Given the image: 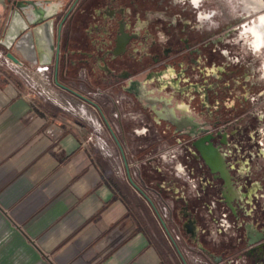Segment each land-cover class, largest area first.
Listing matches in <instances>:
<instances>
[{
    "label": "flooded vegetation",
    "instance_id": "1",
    "mask_svg": "<svg viewBox=\"0 0 264 264\" xmlns=\"http://www.w3.org/2000/svg\"><path fill=\"white\" fill-rule=\"evenodd\" d=\"M213 1L86 0L64 22L58 71L113 92L123 76L146 79L143 104L128 101L162 140H182L181 173L145 165L185 240L201 264H264V0ZM235 6L240 20L228 19ZM169 119L208 131L191 139Z\"/></svg>",
    "mask_w": 264,
    "mask_h": 264
},
{
    "label": "crops",
    "instance_id": "2",
    "mask_svg": "<svg viewBox=\"0 0 264 264\" xmlns=\"http://www.w3.org/2000/svg\"><path fill=\"white\" fill-rule=\"evenodd\" d=\"M14 1L0 2L5 49L11 48L4 43L11 26L21 20L18 14L11 17ZM77 73L85 81L84 71ZM116 93L117 113L135 125L130 135L144 139L141 110L123 105L130 96ZM96 109L105 117L101 107ZM93 116L91 123L34 99L0 66V264H189L176 245L167 243L148 199L132 183L146 194L160 195L155 165L160 157L177 160V144L156 136L163 142L148 159L159 160L152 167L143 161L137 182L126 164L123 137L111 132L124 161L127 180L121 179L98 142L89 138L96 126L101 128ZM169 166L181 173L177 165Z\"/></svg>",
    "mask_w": 264,
    "mask_h": 264
},
{
    "label": "rangeland",
    "instance_id": "3",
    "mask_svg": "<svg viewBox=\"0 0 264 264\" xmlns=\"http://www.w3.org/2000/svg\"><path fill=\"white\" fill-rule=\"evenodd\" d=\"M0 2L5 3V0H0ZM51 2L58 4L59 6L58 13L55 16L60 18L62 15H65L67 13L68 9L75 2V0H51ZM85 3H86V0H79L73 12L76 13L78 9ZM46 4L47 3H44V5ZM212 5H213L212 9L214 11L218 9L220 10V4L218 0H214ZM237 7L238 6H235L233 7L232 11H228V14H229L228 19L240 20L239 17L243 11H241L240 8L239 7L237 8ZM259 13L263 14L262 17H264V9H262ZM83 16H84V13L78 14L76 18V26L80 24L81 18ZM12 50H13V46L10 49H7V48L5 49V48H1V45H0V66L3 67L6 71H9L19 80L21 85H23L26 88V92L28 93L29 96L33 97L34 99H38V100H47L48 102L52 103L53 105L59 108L68 110L70 113L79 115L81 117H85V119L89 120L91 123H94V122L93 120L90 119L92 118L90 117V115L95 116V117L93 116V118L97 122L100 123L101 128L98 129L96 126V128L93 129L92 131L93 141L97 142L98 140L97 136H98V137H102L104 142L109 145L111 151L106 152V156L109 159H111L112 164L114 168L116 169V171L118 172L119 177H121V179L127 180V176H126V173L123 167L124 161L114 141V137L111 134L109 125L113 127V129L115 130L118 136L120 135L123 137V145L126 148V154H127L128 161L130 160V158H132L133 161L146 158L144 161H147V159L150 158L151 155H153V153L159 150V145L163 141L158 140L156 138L157 134L154 132L155 131L154 127H152V124L148 120H146L145 127H144L145 133H146V136L144 137V139H141L140 137L138 138L137 136L130 135L132 133L133 134L135 133V129H134L135 125H133L132 123H126L125 121L127 120H124V119L122 120L120 115L117 113L116 108L118 106L115 104L114 99H113L115 97V94H117L116 92H113L109 89H104L105 93L98 95L96 92V87H95L96 85H93L92 83H90L87 80L88 79L87 77H85V81H82L78 79L77 73H72L70 75H67L65 74L64 71H59V74H58L59 81L71 87L72 89L78 91L79 93H82L83 95L90 98L91 100L95 101L103 110V113L105 115V117H103L102 114L92 104L88 103L87 101L77 97L73 93L58 86L54 79V71H45L44 68H40V70L39 69L36 70V67L26 68L23 65L18 66L17 64H15V62H13V64L16 65V67H18L19 70H17V68H15V66L12 64L11 60L10 62L7 61V52L12 51ZM96 84L100 85L101 83L96 82ZM83 103L86 105V108L81 106V104ZM123 105L128 106L130 105V103L128 100H126V101H123ZM119 109L123 110V107L119 105ZM166 144L170 145L168 142ZM141 146H142V149L144 150L140 154H137L136 152L139 151V148ZM171 146H175V145H171ZM165 160L166 159L160 157V160H159L160 165H165L168 169L170 167L169 165H171V167L173 168L176 167L175 166L177 165L176 160L170 161V162H166ZM143 169L144 168H143L142 162H140V166L138 168L137 167L136 169L132 168L131 170L132 173L135 171L138 175L137 176L135 174H132L135 181L138 182V179L141 178ZM147 194L148 195L150 194L151 195L150 197H154L155 201L159 198L158 194L154 191H148ZM160 230L165 236L167 243H170L171 245H175L170 239H168V237L163 232L161 227H160ZM178 247L179 249H181V252L183 253L185 259L188 261L189 264H198L197 262H195L196 256H194L195 254L194 252H192L190 249H187V247L184 246L183 243L178 244L177 248ZM184 249L186 253L183 251Z\"/></svg>",
    "mask_w": 264,
    "mask_h": 264
},
{
    "label": "water",
    "instance_id": "4",
    "mask_svg": "<svg viewBox=\"0 0 264 264\" xmlns=\"http://www.w3.org/2000/svg\"><path fill=\"white\" fill-rule=\"evenodd\" d=\"M44 3H47L45 5L46 7L52 4L51 0H15L13 2L11 17H13L15 14H18L21 17L24 25H22L18 29L13 45V50L9 51L7 53V56L13 59L16 63H19L26 68L50 66L53 64V59L55 56L56 68L54 79L56 84L99 109L100 106L95 101L59 81L58 70L61 52V38L63 25L68 14L59 22V24H57L54 17L55 14H49L48 12H46V7H43ZM30 13H33L35 15V18L32 20L30 19ZM123 78L125 79V81L124 85L122 86V91L130 96L135 97L141 104H143L144 100H146L144 97L145 85L147 83L146 79L129 78L127 76H123ZM147 106L155 114L154 122L159 123L160 119L163 117L160 116L157 104L151 103ZM169 122L177 126V131L183 132V127L190 128L189 131H185V134H187L191 139L196 138L200 133L208 131L207 128H202L198 131H195L194 129L196 125L184 119H181L180 121H172L169 119ZM109 127L111 129V132L117 139L115 130L110 125ZM181 143L182 140L178 139L177 144L179 145ZM153 159L156 158L152 157L148 160L151 161ZM132 183L153 204L151 198L140 187H138L133 180ZM157 187L159 188V185H157ZM251 243L254 242H250V244ZM181 255L183 256L182 253ZM221 259L222 257L216 258L217 262H220Z\"/></svg>",
    "mask_w": 264,
    "mask_h": 264
},
{
    "label": "built area",
    "instance_id": "5",
    "mask_svg": "<svg viewBox=\"0 0 264 264\" xmlns=\"http://www.w3.org/2000/svg\"><path fill=\"white\" fill-rule=\"evenodd\" d=\"M76 3L77 2L73 3V5H71L70 8L68 9L67 14L69 16L74 14L73 10L76 8ZM15 39H14V41H15ZM14 41L12 43V46L14 45ZM7 61L10 62V59L8 56H7ZM49 67L50 66H42V67L38 66V67H36V70H38V69L40 70V68H44L45 71H49ZM96 92L98 95H101V94L105 93V90L96 88ZM92 135H93V133H92ZM92 135H90V137H89L90 139H93ZM97 138H98L97 142L101 146V148L103 149L104 153L106 154V152H110L111 149L107 143H106V145L108 147V150L103 144H101L100 138H102V137L97 136ZM126 160H127L128 168H130L131 170H132V168L133 169L134 168L136 169V167L138 168L140 166V162H142V164L145 162L144 161L145 159L133 161L132 158H130V160L128 161V158H126ZM131 174L137 175V173L135 171L133 173L131 171ZM132 177H133V175H132ZM158 196H159V198L156 201L155 200L153 201L152 198L149 196L151 198V200L153 201V204L149 200L148 201H149L150 206L153 210L154 216H155L157 222L159 223L160 227L162 228L163 232L166 234L168 239H170L173 242V244H175L177 246L178 244L183 243V245L186 246L187 249H190L193 252L191 245L185 240V237L183 236V234L180 230L179 224L177 223L176 219L174 218V216L172 214V206H173L172 201L169 199H165V198L163 199V197L161 195H158ZM178 249H179V247H178ZM179 250L181 251V249H179ZM183 251L186 253L185 249ZM194 256H196V258L194 257L196 260L195 262H197L198 264H201L202 263L201 256L196 255V254H194Z\"/></svg>",
    "mask_w": 264,
    "mask_h": 264
},
{
    "label": "bare ground",
    "instance_id": "6",
    "mask_svg": "<svg viewBox=\"0 0 264 264\" xmlns=\"http://www.w3.org/2000/svg\"><path fill=\"white\" fill-rule=\"evenodd\" d=\"M43 5V4H42ZM43 7H46L45 5H43ZM58 4H56V3H52L51 5H49L48 7H46V12H48L49 14L50 13H52V14H56V13H58ZM26 10V9H25ZM35 18V15L33 14V13H30V19L32 20V19H34ZM21 19V18H20ZM22 25H24V23H23V21H22V19L21 20H18V21H16V22H14L13 23V25L11 26V31H10V33L6 36V38H5V40H4V43L7 45V46H9V47H11L12 46V43H13V41H14V39H15V37H16V34H17V31H18V29L22 26ZM11 61H12V64H13V62H15L13 59H11V58H9ZM15 64H17L18 66H21V64H19V63H16L15 62ZM14 65V64H13ZM15 66V68H17V70H19L18 69V67H16V65H14ZM21 72V71H20ZM100 142H101V144H103L106 148H107V145H106V143L104 142V140L102 139V138H100ZM108 150V149H107Z\"/></svg>",
    "mask_w": 264,
    "mask_h": 264
}]
</instances>
